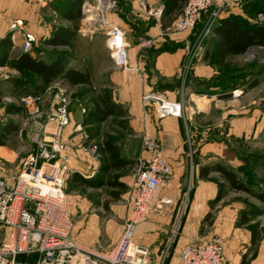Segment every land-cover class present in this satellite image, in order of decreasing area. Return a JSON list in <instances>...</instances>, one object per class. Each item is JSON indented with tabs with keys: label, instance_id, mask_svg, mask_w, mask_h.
<instances>
[{
	"label": "crops",
	"instance_id": "0c3cea01",
	"mask_svg": "<svg viewBox=\"0 0 264 264\" xmlns=\"http://www.w3.org/2000/svg\"><path fill=\"white\" fill-rule=\"evenodd\" d=\"M52 1L1 0L0 2V39L9 34L11 41V45L6 50H2L5 56L2 57V63H0V100L4 95H8L9 97L6 98L10 101L1 104L4 112L6 104L11 103L20 106L21 102L18 103L24 95L22 89L14 81L19 73L10 64L21 52H26L21 48L23 34L21 30L10 31L9 22L16 19L21 20L22 29L32 33L35 37L32 47L38 50L33 54L48 60L51 57L49 53L55 48L44 45L43 40L48 38L57 26L72 25L71 22L60 18L51 8L50 2ZM111 2L113 8L107 14L110 22L124 31L127 42L129 41L126 31H131L130 33L134 35V43L130 44L129 42L128 47L130 68L120 69L114 65L106 45V34L103 31L87 30L89 23L84 22L82 24V17L73 42V58L69 61L68 67L89 73L91 83L107 88L112 95V100L119 104L124 112V115L119 117L124 121L126 119L134 132H145L155 137L171 166L172 176L167 185L157 192L145 220L136 226L134 242L148 248L150 254L148 264H180V250L188 241L219 236L223 241L226 264H264V235L253 243L250 230L245 225L237 223L239 212L244 207V202L241 199L250 201L248 198H244L245 196L242 194L244 191L229 188L227 185L226 195L214 203L213 200L217 195L218 188L216 183L208 177L220 178V173L212 169L207 178L200 176V170L205 165H214L219 162L236 170L241 166H238L239 161L242 162L241 159L237 157L225 159L223 156L225 144L211 143L210 148H207L206 145H199L195 148L197 150L195 159L191 160L190 172L193 184L190 189H186L189 171L187 150L192 148V145L188 144L184 138L188 131L195 132L198 125L196 116H192L194 113L193 106L186 105L185 98L179 94V91L182 92L186 88L189 93V101L195 103L194 107L198 109L195 97L202 98L205 96L201 95V92L204 91L200 83L207 81L210 79L209 77H216V74L219 73L218 66L211 63L207 54L206 60L196 63L189 76L187 75L186 78L180 76V67L186 52L185 41L188 34L169 32L179 15L162 28L163 7L161 0H125L122 6L115 0H111ZM146 6L161 9L159 18L152 16L154 20L156 19L152 23L148 21L150 17L145 10ZM94 32L102 37L99 38V47L97 48L93 45L96 34L94 36L89 34ZM144 40H148L151 45L146 47ZM151 48L155 50L151 52ZM98 51L106 57L105 64L99 67L95 66L96 60L94 59ZM82 52L89 56L90 68L74 65L78 54ZM58 78H62L68 83L65 78L56 77L50 85L56 84ZM181 84L183 87L179 89ZM258 84L256 86L262 84L261 80ZM50 85L41 93H45ZM192 86L198 93L193 91ZM147 93H161L169 99H183L185 104L184 117L159 119L155 110L148 107L153 103L148 102L145 105L142 103V96ZM52 104L49 94L46 93L43 102L44 111L51 108ZM234 112L237 111L227 109L226 115L233 117V115L235 116ZM74 114L76 115L77 112ZM81 116L82 114H79L80 119L77 120L76 126L85 127L82 120L86 114L84 117ZM246 118L243 116L241 121H231L228 124L229 133L247 135L261 130L260 123L253 125L250 120L251 117L246 116ZM71 120H75V117L73 118V113L70 111V123L63 128V135L68 131ZM78 135L80 136V133ZM116 145L119 148L120 156L124 159L133 161L137 156L145 155L143 150L137 151L138 146H131L126 150L121 148L119 144L116 143ZM66 146L69 158L66 163L68 183L65 194L73 220L72 235L80 244L102 251L107 250L117 243L123 221L129 214L126 199L132 186L133 175L129 171L119 175L118 180L123 182L126 187L119 192L118 198H114L110 192H116L119 188L108 186L106 183L97 185L94 182L100 176L99 167L95 169L89 158L84 157L87 152L79 148L77 144L73 148L74 150L69 148L67 142ZM0 148L4 149L5 144L0 145ZM205 154H210L208 157L210 159L203 160L202 156ZM98 160L100 164L101 158ZM11 175L0 173V176L5 178H10ZM239 176L245 181L242 174ZM104 178V180L107 179ZM87 180L90 182L88 183ZM257 183L258 189H264V178H260ZM232 191L239 193H232V195ZM164 198H169L170 201L163 202ZM256 201L253 203L260 204L258 200ZM177 208L188 209L182 215L178 228L174 230L179 215ZM208 212L213 214L210 226L202 229L204 217ZM259 217L256 220L260 222ZM260 226L264 227V224L260 222Z\"/></svg>",
	"mask_w": 264,
	"mask_h": 264
},
{
	"label": "built area",
	"instance_id": "2783aa9c",
	"mask_svg": "<svg viewBox=\"0 0 264 264\" xmlns=\"http://www.w3.org/2000/svg\"><path fill=\"white\" fill-rule=\"evenodd\" d=\"M216 1L187 0L173 24L172 33L192 28L202 12ZM112 8L111 0H82L81 21L89 23L87 30L106 34L114 65L128 69V42L124 31L108 19ZM148 13L159 18L161 9L149 7ZM9 30H21L22 50L31 48L35 37L22 29L21 20L11 21ZM46 93L53 104L44 111ZM20 102L31 126L35 152L21 161L19 170L10 178L0 176V264H148V248L135 243L133 238L136 226L145 220L157 192L172 176L158 140L145 132L142 135L145 155H139L133 167V182L126 199L129 214L123 221L117 243L107 250H98L80 244L72 235L73 220L63 187L69 158L62 138L63 128L70 123L68 95L56 83L45 93L23 95ZM148 102L153 103L159 119L184 117L183 99L147 93L142 96V103ZM80 111L84 113L85 108L81 107ZM81 129L80 125L76 126V130ZM80 135L86 139L78 142V147L92 156L97 155V145L87 141L84 131ZM179 259L180 264H226L222 238L192 239L181 248Z\"/></svg>",
	"mask_w": 264,
	"mask_h": 264
},
{
	"label": "rangeland",
	"instance_id": "374dc122",
	"mask_svg": "<svg viewBox=\"0 0 264 264\" xmlns=\"http://www.w3.org/2000/svg\"><path fill=\"white\" fill-rule=\"evenodd\" d=\"M115 1L121 6L124 4V0ZM263 2L264 0H217L215 5L204 10L199 20L196 21L195 25L189 30L184 31L188 35L185 41L186 52L182 66L180 67V76L186 78L187 75L189 76V74L192 72L196 63L206 60V56L208 54L207 52H209L210 48L212 47L213 29L221 19L235 16L237 17L235 20L239 23H243L244 21L253 24L263 23L264 15L258 13L257 11L260 4ZM148 9L149 7L146 6L145 10L150 17L148 21L152 23L156 19L154 20L152 18V15L148 13ZM213 12L216 14L212 15ZM121 25L124 26L123 24ZM172 28L169 31L170 33H172ZM130 32L127 30L126 35L130 44H133L134 35H132ZM96 33L97 32L89 34L94 36ZM99 38L102 37L98 34H96L94 37L93 45L96 46V48L99 47ZM129 42L128 47L130 45ZM144 44H146V47L151 45L148 40H144ZM152 50L155 49L151 48V52ZM94 59L96 60V64H94L95 66L97 65V67L103 66L106 62V57L99 51L96 53ZM229 60L232 63L234 73L237 74L241 79L236 80L234 83L231 82L234 85H226L222 83V80H215L216 82H219L218 85L215 84L213 86L206 87L204 82L214 80L216 78L214 76L212 78L209 77L210 79L200 83V85L203 87L202 90L204 91L201 92V95L205 96L202 98L195 97V101L197 102L196 106L198 109L194 107L195 103L189 101V93L187 92L186 88H184V91L182 92L179 91V94L185 98L186 105L193 106L194 113L192 116H196L198 125L195 132L188 131L186 137L184 138L188 144L190 143L192 145V148L187 150L189 171L186 180V189H190L191 185L193 184L190 170L192 166L191 160L195 159L197 153L195 148L199 147V145H206L207 148H210L211 143H220L226 145L223 153L225 159L237 157L238 159L242 160V162L239 161L240 164L238 166L245 165L248 168L247 173H245L246 175L244 174V179L248 180L246 181L247 183L251 181L254 182V185L252 183V185L250 184L253 190L259 188L257 181L260 180V178H264V47L251 46L243 54L233 56ZM187 62L191 63L187 64ZM74 65L83 68H90L89 56L85 52L79 53ZM218 71V75L222 74V69H218ZM218 75L216 74V76ZM253 78L261 80L262 84L250 89L247 84ZM57 84L59 87L63 88L68 95L70 99L69 110L73 113V118L75 117V120H71L68 131L65 132L64 135L62 133L64 141L67 142L70 149H73L76 147L75 145L77 142H82L86 139L84 136L82 137L81 135H78L81 131H84L85 134L90 138L89 132L87 131V128L89 127L82 126L80 131L76 130V122L80 119L79 114H82L81 117H84L88 110L87 105L90 104L89 102L91 99L100 95L103 90L107 88L96 83H91L90 85H69L62 78L57 79ZM181 87H183L182 84L179 86V89H181ZM195 87L192 86L191 88L194 89L193 91H195V93H198V91L195 90ZM228 92H230V94L226 96V93ZM244 93H247V95H244ZM6 97L9 96L4 95L2 100H0V130L5 124L10 122L16 126V130L7 136L5 148H0V173L9 175L15 174L21 165V161L28 154L35 152V146L31 140V126L23 107H21L20 101L18 103L22 108L20 113L8 115L2 110L1 104L10 102ZM81 107L85 108L84 113L80 111ZM148 107H150L152 110H155L154 105L152 104L151 106L148 105ZM227 109H234L237 111L236 113H233L235 116H227ZM75 112H77L76 115L74 114ZM243 116H245V118L246 116H250V120L251 123L253 122V125L260 123L261 130L248 133L247 135L229 133L228 124L234 120L241 121ZM122 120L123 119L118 116L109 117L106 121L100 124L99 129L94 133L95 136L90 138L91 143L97 145V155L92 156L91 154L86 153L84 157L89 158L95 169L98 167L100 169L101 162L99 164L98 159H100L102 155L99 151L98 144L103 140L104 134H110L115 139V142L121 146V148L127 150V148L129 149L131 146H138L137 151L142 150L141 139L144 132H134L133 129H131L132 127L128 125V121L126 119L125 121ZM202 157L203 160H208L210 159L208 158L210 157V154H205ZM136 159L132 161V165L128 167V170H111L109 174H120L129 171L131 175H133V167ZM105 177L107 178V176ZM65 178L66 179L64 180L63 186L64 192L66 191L68 183L66 174ZM232 193L238 194L239 192L237 193L232 191L231 194ZM242 194H244V198H248L250 202H257L256 199L249 193L243 192ZM186 209L188 208H177L179 215L177 217L175 225L176 228L174 230L178 228L182 215ZM212 216L213 214L210 212L209 218L205 219L204 217L202 229L208 228L210 226ZM258 220L264 224V214L261 215Z\"/></svg>",
	"mask_w": 264,
	"mask_h": 264
},
{
	"label": "trees",
	"instance_id": "16d2710c",
	"mask_svg": "<svg viewBox=\"0 0 264 264\" xmlns=\"http://www.w3.org/2000/svg\"><path fill=\"white\" fill-rule=\"evenodd\" d=\"M186 1L161 0L163 7L161 16L162 28L167 23H171L177 15H180ZM81 4L82 0H53L50 2L51 8L60 18L72 23L71 26H57L51 35L43 40L42 43L44 45L55 48L49 53L51 56L50 59L45 60L33 54L38 49L31 46L28 51L21 52L10 62L11 66L19 73V76L14 81L22 89L24 95L41 94L56 77H63L72 85L91 84L89 73H83L68 67L69 61L73 58V42L77 34L79 21L82 17ZM257 11L264 15V2L260 4ZM235 18L237 17L223 18L213 29L212 50L207 53L211 63L218 66L219 69H222V74L216 76L214 80L204 82L206 87L215 84L218 85L219 82H216L218 80H222V83L227 85L233 84L236 80L241 79L234 73L232 63L229 59L233 56L243 54L251 46L264 47V22L260 24L245 21L239 23ZM10 45L9 34L0 39V63H2V57L5 56L2 50H6ZM258 83L259 79L253 78L247 86L252 88ZM229 94L230 92L226 93V96ZM89 103L90 106L87 105L88 110L82 120V124L85 127H89L87 131L89 132L90 138L95 136L94 133L99 129L100 124L109 117L124 115L121 106L112 100L111 93L108 89H104L100 95L91 99ZM21 111L22 108L15 104L9 103L5 105L6 113L15 114ZM15 130L16 126L12 122L5 124L0 130V145H4L7 136ZM90 138L88 136L87 141H90ZM98 146L102 155L99 169L100 176L94 182L97 185L106 183L108 186L118 187V191L110 192L114 198H118L119 192L123 191L126 185L118 180L121 173L113 175L109 173L111 170L128 169L132 165V160L124 159L120 156L115 139L110 134H104V138ZM212 169L220 173V178L207 176ZM247 171L248 168L245 165L234 170L217 162L214 165H205L200 170V176L204 178L208 177V179L216 183L218 191L213 200L214 203L220 201L226 195L227 185H229V188L249 193L260 202V204H256L247 199H241L244 202V207L240 210L237 220L239 225H245L250 230L252 242L255 243L264 235V227L260 226V222L256 220L258 216L264 214V189L253 190L250 184L254 182L247 183L246 181L248 180L245 179L244 181L239 176V174H242L244 177ZM105 176H107L106 180H104ZM87 182L89 183L90 180H87ZM209 216L210 212L207 213L205 219L209 218Z\"/></svg>",
	"mask_w": 264,
	"mask_h": 264
}]
</instances>
